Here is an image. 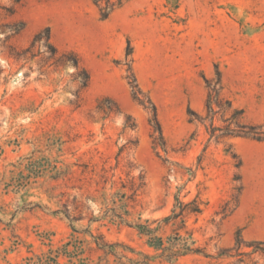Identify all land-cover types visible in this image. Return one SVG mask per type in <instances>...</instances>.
<instances>
[{"label":"rangeland","instance_id":"1","mask_svg":"<svg viewBox=\"0 0 264 264\" xmlns=\"http://www.w3.org/2000/svg\"><path fill=\"white\" fill-rule=\"evenodd\" d=\"M46 29L56 52L43 38L23 53ZM216 71L264 125V0H128L104 20L92 0H0V264H264L246 246L234 257L238 238L264 241V142H217L188 114L205 116Z\"/></svg>","mask_w":264,"mask_h":264},{"label":"trees","instance_id":"2","mask_svg":"<svg viewBox=\"0 0 264 264\" xmlns=\"http://www.w3.org/2000/svg\"><path fill=\"white\" fill-rule=\"evenodd\" d=\"M128 0H92L93 4L99 9L101 19H107L111 13H113L115 10L121 8L125 2ZM45 40V43L47 46H49L53 53H55V49L51 47L49 44V30L46 29L42 35V33L37 34L34 39L32 40V43L29 48L23 51V53H27L35 46V44L41 42L42 40ZM129 53L127 54V56ZM62 62H69L71 60L72 65L78 69L79 63L78 60L73 57V59H70V55H63ZM84 74V81L83 86L85 87L88 82V74L85 70H83ZM130 87L132 89V96L134 100H136L140 105H142L145 109H149L152 113V118L150 120V123H152L154 131L158 133V139L161 142L162 145H164L162 132L160 124L157 120V113H156V107L154 104L147 99V101H144L141 99L142 93L139 90L136 79L131 74V79L129 81ZM205 87L207 90V99H206V105H205V116H201L194 111L189 110L188 114L191 117V121H199L200 123H209V129L208 134L210 139H214L215 141H220L223 139H230V138H244L249 139L256 142H264V125H252V124H246L243 121V111L242 110H236L232 107V104L229 100L224 99L222 96V84H221V75L219 71L215 72V77L213 79H205ZM229 115L226 119H223L222 121L225 123L222 127H216L214 126V121L218 115H220L222 118L225 115ZM233 158H235V155H233ZM179 206L181 208L180 213L173 212V217L171 219L177 218L181 215L183 212V206L182 203H179ZM198 210V209H197ZM198 212V211H196ZM170 219H166L164 222L169 221ZM73 221V220H71ZM140 233H143L145 235L152 236L155 233V230H152L148 227H139ZM94 244L96 247V250L103 251L106 255H115V248H117L118 245H109L107 244L101 237L94 239ZM149 246L153 248L156 251H161L162 255L165 253H168L169 256H177L180 254V250L173 251V248H177L176 245H171L169 247H165L163 244V240L161 238L157 237H151ZM242 246H246L248 248H252L251 254L261 253L264 254V241H252L250 243H245L241 238H238L236 240L235 246H234V257H241L244 256V253L240 252V249ZM183 251L186 253H199L200 251L198 249H190L189 247H182ZM132 252V251H131ZM68 252H64L62 256H69L67 255ZM60 253H52L49 252L48 254H42L40 256H35L32 258H28V264H60L59 262ZM70 259L71 256H69ZM130 264H152L150 262V258L148 256H144L142 260H128ZM239 262H242V260H239ZM123 264V263H121Z\"/></svg>","mask_w":264,"mask_h":264}]
</instances>
